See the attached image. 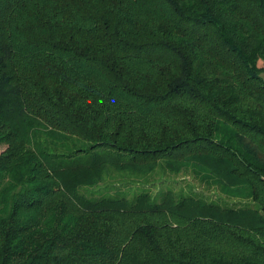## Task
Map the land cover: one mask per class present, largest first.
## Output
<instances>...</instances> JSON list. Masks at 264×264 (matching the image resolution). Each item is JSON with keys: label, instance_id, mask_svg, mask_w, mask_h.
I'll return each mask as SVG.
<instances>
[{"label": "trees", "instance_id": "obj_1", "mask_svg": "<svg viewBox=\"0 0 264 264\" xmlns=\"http://www.w3.org/2000/svg\"><path fill=\"white\" fill-rule=\"evenodd\" d=\"M0 148V264H264V0H0Z\"/></svg>", "mask_w": 264, "mask_h": 264}, {"label": "rangeland", "instance_id": "obj_2", "mask_svg": "<svg viewBox=\"0 0 264 264\" xmlns=\"http://www.w3.org/2000/svg\"><path fill=\"white\" fill-rule=\"evenodd\" d=\"M3 150V148H0V152ZM114 176H117L118 181H121L123 190L118 192V196H124L130 200L135 199L138 195L145 193L146 191H149L154 196L158 195V192L156 191L157 186H149L147 185L141 178L135 177L129 172L124 173H116ZM179 179V184L177 186L184 188L187 190L189 187L188 184L194 183L195 185H198L197 182H195L192 178H186L185 180L181 181L182 178ZM172 181V180H171ZM104 184V183H103ZM159 187V186H158ZM116 188V187H114ZM96 195L97 197L105 196L106 194L105 189L102 190L101 187H97Z\"/></svg>", "mask_w": 264, "mask_h": 264}]
</instances>
